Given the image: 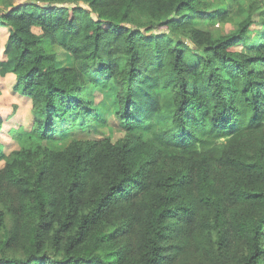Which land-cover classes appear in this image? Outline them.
I'll return each instance as SVG.
<instances>
[{
    "label": "trees",
    "instance_id": "16d2710c",
    "mask_svg": "<svg viewBox=\"0 0 264 264\" xmlns=\"http://www.w3.org/2000/svg\"><path fill=\"white\" fill-rule=\"evenodd\" d=\"M0 25L34 119L0 141V264H264V0H24ZM88 85L124 134L56 149Z\"/></svg>",
    "mask_w": 264,
    "mask_h": 264
},
{
    "label": "rangeland",
    "instance_id": "374dc122",
    "mask_svg": "<svg viewBox=\"0 0 264 264\" xmlns=\"http://www.w3.org/2000/svg\"><path fill=\"white\" fill-rule=\"evenodd\" d=\"M23 1L0 0V10L7 9L11 3L17 4ZM206 24V21L198 20L196 26L205 27ZM221 25L225 32L236 27V23H222ZM256 28L254 26L253 30ZM34 30L39 34L42 32L39 28H34ZM8 37V27L0 25V63L7 58L11 49ZM54 47L57 51L59 66L65 67L72 65L73 61L70 54L59 45H55ZM16 82V77L13 72L3 73L0 65V114L3 118L2 129L0 130V141L4 143V151L7 155L21 148L22 138H25L26 133L31 131L34 123L32 100L16 88ZM84 96L85 100L95 110L96 117L94 121L84 129L76 128L63 139H57L53 142L46 141L56 149L64 148L75 137L91 139L111 137L116 140L124 134L119 120L114 115V96L109 89L94 88L92 85H88ZM158 96V94H152L151 100H157ZM19 130H22V132L18 133ZM4 163L5 160L0 161V167Z\"/></svg>",
    "mask_w": 264,
    "mask_h": 264
},
{
    "label": "crops",
    "instance_id": "0c3cea01",
    "mask_svg": "<svg viewBox=\"0 0 264 264\" xmlns=\"http://www.w3.org/2000/svg\"><path fill=\"white\" fill-rule=\"evenodd\" d=\"M5 27V26H4ZM14 74V73H13ZM15 75V74H14ZM1 115V114H0Z\"/></svg>",
    "mask_w": 264,
    "mask_h": 264
}]
</instances>
